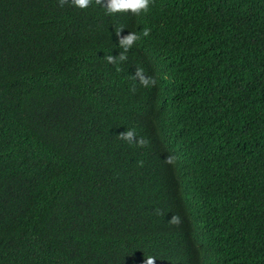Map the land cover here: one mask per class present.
Returning <instances> with one entry per match:
<instances>
[{"label": "trees", "instance_id": "trees-1", "mask_svg": "<svg viewBox=\"0 0 264 264\" xmlns=\"http://www.w3.org/2000/svg\"><path fill=\"white\" fill-rule=\"evenodd\" d=\"M148 256L264 264V0H0V264Z\"/></svg>", "mask_w": 264, "mask_h": 264}, {"label": "clouds", "instance_id": "clouds-1", "mask_svg": "<svg viewBox=\"0 0 264 264\" xmlns=\"http://www.w3.org/2000/svg\"><path fill=\"white\" fill-rule=\"evenodd\" d=\"M93 0H58V6L63 8L65 5L74 6L80 9L88 8L92 5ZM97 5H100L106 10V14L111 15L117 12H131L132 14L139 15L141 12H147L149 9L150 3L152 0H95ZM123 28L115 30L116 35L119 37V47L123 50L120 51L118 56L106 55L104 59L107 63L111 65H116L117 72L121 71L119 65L122 62L128 60L127 53L132 48V46L141 39V35L136 32H130L127 35H121ZM151 33V29L145 27L143 29L142 35L148 37ZM132 79L138 80L141 86H155L157 81L152 76H147L143 68H137L135 75L132 76ZM118 138L128 142L129 144H135L137 147H146L150 143L149 140L140 137L138 140L137 133L135 128L127 129V131L120 133ZM156 145L147 147L149 158L154 151ZM175 157L169 156L166 157L165 162L168 164H173ZM142 163V162H141ZM152 180V179H151ZM154 181V180H153ZM157 215L162 213L157 210ZM169 223L179 226L182 223L181 217L179 215H173L169 220ZM156 258L153 256H148L144 264H155Z\"/></svg>", "mask_w": 264, "mask_h": 264}]
</instances>
